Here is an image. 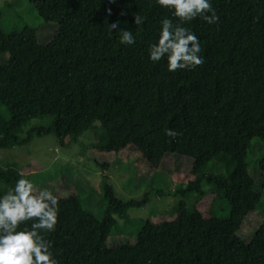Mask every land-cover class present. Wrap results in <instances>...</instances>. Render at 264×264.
Instances as JSON below:
<instances>
[{
  "label": "trees",
  "instance_id": "trees-1",
  "mask_svg": "<svg viewBox=\"0 0 264 264\" xmlns=\"http://www.w3.org/2000/svg\"><path fill=\"white\" fill-rule=\"evenodd\" d=\"M29 2L57 30L48 43L36 28L7 33L0 12V150L25 146L34 135L65 142L101 130L85 155L103 174V216L83 205L65 176L43 188L59 201L56 230L46 237L58 264H264V221L250 243L239 236L264 199V156L256 165L259 183L247 163L254 142H264V0H209L219 22L184 25L198 37L204 63L175 73L166 57L150 60L161 21L178 22L156 0ZM134 14L144 22L136 25ZM121 30L131 31L135 44H121ZM44 117H53L50 127L20 137ZM165 129L182 135L173 139ZM128 149L157 173L173 161L169 179L182 199L174 218L147 220L136 235L114 237L116 216L148 201V193L123 201L109 183ZM31 176V166L0 169V197ZM220 198L230 206L223 218L214 215Z\"/></svg>",
  "mask_w": 264,
  "mask_h": 264
},
{
  "label": "rangeland",
  "instance_id": "rangeland-1",
  "mask_svg": "<svg viewBox=\"0 0 264 264\" xmlns=\"http://www.w3.org/2000/svg\"><path fill=\"white\" fill-rule=\"evenodd\" d=\"M0 12L1 28L7 33L20 32L25 27L36 28L39 41L48 43L57 30L55 25L44 24L29 0H0ZM52 121L53 117L33 119L23 128L20 137L27 138L34 127L48 128ZM100 132V128L92 127L76 141L67 139L65 142L53 134L44 137L34 135L32 141L25 146L0 150V169L11 165L18 168L31 166L32 176L29 180L37 190H42L48 183L59 181L65 176L66 184L73 187V193L79 194L83 205L97 218H101L108 206L103 174L85 155L86 149L91 147ZM263 156L264 142L255 141L249 151L247 163L252 166V174L257 183L262 178V173L256 171V165ZM142 162L138 153L128 149L120 153L108 174L110 185L117 197L123 201H140L148 193V201L142 208L131 209L123 217L116 216L118 226L113 230L114 237L136 235L147 220L161 221L174 218L181 202V195L176 192V187L169 179L174 167L173 161L166 162L161 173L153 171ZM0 186L6 188L1 182ZM205 189L210 190V187L206 186ZM262 194L264 197V191ZM261 207L259 211L246 218L239 232V236L247 243L252 241L264 221V199ZM229 211V204L222 198L216 201L214 210L216 217L223 218Z\"/></svg>",
  "mask_w": 264,
  "mask_h": 264
},
{
  "label": "clouds",
  "instance_id": "clouds-1",
  "mask_svg": "<svg viewBox=\"0 0 264 264\" xmlns=\"http://www.w3.org/2000/svg\"><path fill=\"white\" fill-rule=\"evenodd\" d=\"M156 3L172 12L178 21L165 18L161 21L158 43L149 48L153 63L167 58V70H193L202 66L204 59L198 37L185 24L200 18L209 25L219 22V16L209 0H156ZM135 24L144 22L134 14ZM117 21L109 25V31L119 28ZM120 43L135 44L131 31H120ZM168 137L175 139L182 133L165 129ZM59 201L51 190H37L32 181L19 179L14 188L0 197V264H58L51 251V241L46 237L55 232L58 223ZM31 222L30 229L22 225Z\"/></svg>",
  "mask_w": 264,
  "mask_h": 264
}]
</instances>
